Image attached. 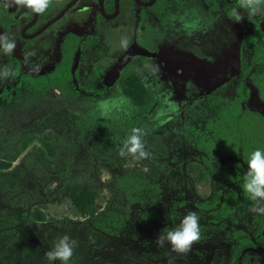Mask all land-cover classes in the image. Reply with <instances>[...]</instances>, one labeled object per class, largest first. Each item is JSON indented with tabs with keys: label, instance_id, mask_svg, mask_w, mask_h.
<instances>
[{
	"label": "rangeland",
	"instance_id": "rangeland-1",
	"mask_svg": "<svg viewBox=\"0 0 264 264\" xmlns=\"http://www.w3.org/2000/svg\"><path fill=\"white\" fill-rule=\"evenodd\" d=\"M239 11L246 18V11ZM192 14L188 11L178 20L167 12L155 27L146 18L150 54L127 77L136 76L153 92L148 111L131 103L112 74L103 72L96 81L86 68L89 58L76 54L78 73L63 84L34 87L23 77L33 72L24 62L25 53L34 52L29 49L33 42L21 41L11 55L0 51V68L7 65L15 73L0 80V264H62L48 261L45 252L64 234L78 242L69 264H167L170 258L175 264H232L241 236L255 239L256 245L240 255L249 264H264V214L251 211L252 200L243 202L235 178L237 163L245 170L247 164L231 154L216 152L211 158L205 150L229 106H260L251 81L259 72L251 63L264 53V44L251 15L253 22L242 28L254 40L237 25L223 28L212 22L215 14ZM57 49L51 42L48 53H35L29 60L43 66ZM133 127L145 130L148 158L121 157L119 149L103 150L105 142L94 139L109 141L107 146L119 141L120 148ZM46 134L52 138L53 154L39 150V141L33 140L12 160L23 141ZM147 136L156 139V147ZM205 155L215 169L219 164L228 168L214 171ZM5 162L6 168L1 165ZM193 163L202 167L201 177ZM127 170L143 175L132 190L118 183ZM72 186L94 191L91 210L73 208L67 195ZM106 210L115 213L112 222L95 225L93 215ZM188 210L199 216L200 241L186 255L172 252L167 243L158 247L159 232L178 225Z\"/></svg>",
	"mask_w": 264,
	"mask_h": 264
},
{
	"label": "flooded vegetation",
	"instance_id": "flooded-vegetation-1",
	"mask_svg": "<svg viewBox=\"0 0 264 264\" xmlns=\"http://www.w3.org/2000/svg\"><path fill=\"white\" fill-rule=\"evenodd\" d=\"M5 2L6 0H0V33H7L10 38L15 39L17 48L21 41L28 40L33 42L30 50L46 54L51 42L58 44V52L54 58L47 60L38 73L29 72L34 76L45 75L53 71L56 65L62 63L63 47L66 43V50L73 54L70 67L71 73L74 72L72 76L78 73L77 64L74 66V58L77 54L79 58L85 57L92 61L86 68L90 69L96 81H100L98 75L104 72L107 75L112 74V81L118 82L122 87L129 76L127 73L141 66L143 56L150 54L145 47L146 18H150L155 27L167 12H169L170 19L174 16V19L178 20H181L188 11L191 15H193L192 12L198 14L203 11L205 15L215 14L212 22L217 25L221 24L223 28L225 25L229 26L230 23L237 25L240 31L244 30V34L250 40H254L256 36L251 32H246L247 30L242 26L244 25L245 28L247 24L252 23L251 18L253 17L258 28L259 39L264 44V12L251 15V17L246 11L244 23L232 20V10L238 6L239 0H53L49 10L43 15H37L26 8L14 5L5 8L3 6ZM192 20V18L185 17L186 22H192ZM232 32L238 35L239 31L233 28ZM161 38L162 36H159L157 45ZM125 39L128 40L126 49L122 46V41ZM123 56H126V62L120 69L114 70ZM85 66V64L82 65L84 69ZM251 68L259 72L258 75L251 76V81L256 87L259 103H261L260 97H263L264 92V53H261L251 63ZM107 75L102 79L103 81H106ZM256 109L261 112L260 106ZM260 114L264 116L263 112ZM223 153L239 156L229 152ZM243 161L246 163L245 160ZM240 165H242L240 162L237 163V172ZM219 166L222 169L228 168L220 164ZM242 168L246 171L243 165ZM252 240L255 246V239Z\"/></svg>",
	"mask_w": 264,
	"mask_h": 264
},
{
	"label": "trees",
	"instance_id": "trees-1",
	"mask_svg": "<svg viewBox=\"0 0 264 264\" xmlns=\"http://www.w3.org/2000/svg\"><path fill=\"white\" fill-rule=\"evenodd\" d=\"M66 43L63 47L64 59L61 64L56 65V68L53 71H49L47 74H43L40 76L30 75V73H25L23 75L24 79L34 87H41L42 85H60L65 81H68L71 76V61L73 54L71 51H67ZM264 81V78H263ZM122 92L128 97L131 103L139 108L142 111L150 110L155 96L153 92L144 85H142L136 76L128 77L122 87ZM241 96L244 97L245 94L241 93ZM261 98L260 106L264 107V92L263 97ZM229 113L224 115L219 121L216 123V135L215 138H211L209 143V148L205 150L210 154L212 158L216 152H229L236 155H239L243 160H247L250 152L254 148L264 149V116L261 115L256 108L250 107H242L240 104L231 105L228 109ZM99 143L105 142L101 145L103 150H111L114 151L117 148V141L115 146H107L109 141H103L102 138H94ZM149 144L152 146H157L156 139L153 136L146 137ZM38 140L40 144V148H45L49 154L54 153V145L52 142V138L50 134H46L44 137H35L29 138L27 141H23L19 147V149L13 155L12 160L16 159L18 155L30 144V141ZM116 147V148H113ZM45 157V156H44ZM43 157V159H44ZM209 156H203L204 161L210 165V167L214 171L222 170L215 169L212 165ZM47 159V158H46ZM216 160V159H215ZM1 165L6 168L8 167V163H1ZM192 169L199 173L201 177L203 175V170L200 164L193 163L191 164ZM239 170L236 174V179L239 181L241 188L243 183V175L247 171H244L242 165L238 167ZM143 175L135 170H127L122 173L118 178V183L124 190H132L139 186ZM16 190H19L16 187ZM68 198L73 206V208L79 213H85L91 210L95 202V193L92 189H89L85 186H72L68 190ZM241 197L243 202L249 201L247 193H245L242 189ZM210 204V203H209ZM209 204L204 203V205L209 206ZM39 216L42 217V213L38 212ZM115 213L112 210H106L104 212H98L93 215V223L97 226H104L108 223L110 224L115 217ZM254 242L250 237H241L237 244H235L232 255H231V263L232 264H249L247 258L245 256H241L240 252L244 249H248L249 247H253Z\"/></svg>",
	"mask_w": 264,
	"mask_h": 264
},
{
	"label": "clouds",
	"instance_id": "clouds-1",
	"mask_svg": "<svg viewBox=\"0 0 264 264\" xmlns=\"http://www.w3.org/2000/svg\"><path fill=\"white\" fill-rule=\"evenodd\" d=\"M53 0H6L4 7L18 6L30 10L37 15H43L49 10ZM238 9H244L249 15H256L264 12V0H239V4L232 10V20L239 23L244 19V14ZM122 46L128 47V40L122 41ZM16 49V41L7 33H0V51L5 55H11ZM35 52H27L24 55L25 64L30 65L31 71L38 73L42 65H32L29 57L34 56ZM15 73L10 66L0 68V80H7ZM145 130L133 127L130 133L119 148V155H131L136 160L148 158L150 153L146 150L142 137ZM247 171L243 175L242 189L247 193L248 198L253 201L251 211L264 214V149L254 148L247 160ZM201 228L199 216L195 211L188 210L180 219L178 225L165 231H160L155 243L158 247H164L167 243L171 251L177 254H187L191 251L192 245L200 241ZM78 242L69 235L64 234L53 242L52 247L45 252L48 261H60L62 264H69L74 249ZM167 264H175L174 259H169Z\"/></svg>",
	"mask_w": 264,
	"mask_h": 264
},
{
	"label": "water",
	"instance_id": "water-1",
	"mask_svg": "<svg viewBox=\"0 0 264 264\" xmlns=\"http://www.w3.org/2000/svg\"><path fill=\"white\" fill-rule=\"evenodd\" d=\"M125 58H126V56H123V57L120 59V61H119L120 64H119V65H121V64L124 62ZM119 65H118V66L116 65V67L114 68V70H115L116 68H118Z\"/></svg>",
	"mask_w": 264,
	"mask_h": 264
}]
</instances>
